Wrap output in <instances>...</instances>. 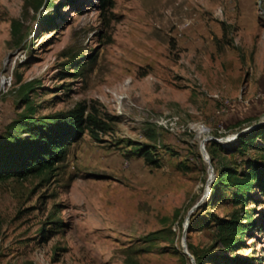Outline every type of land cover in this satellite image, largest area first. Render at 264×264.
<instances>
[{"label":"rangeland","instance_id":"1","mask_svg":"<svg viewBox=\"0 0 264 264\" xmlns=\"http://www.w3.org/2000/svg\"><path fill=\"white\" fill-rule=\"evenodd\" d=\"M101 2L0 0V135L28 106L85 104L101 126L52 170L0 181V264H198L184 241L220 253L209 225L247 210L227 264H264L262 194L241 208L213 190L220 164L264 160V136L202 151L264 125V0Z\"/></svg>","mask_w":264,"mask_h":264},{"label":"trees","instance_id":"2","mask_svg":"<svg viewBox=\"0 0 264 264\" xmlns=\"http://www.w3.org/2000/svg\"><path fill=\"white\" fill-rule=\"evenodd\" d=\"M109 3L110 0H102L100 6L106 10ZM94 128H101L100 122L93 114L87 113L85 104L65 113L41 117L35 115L32 106H28L0 135V181L52 170L55 164L65 158L67 145L77 140L86 129L96 136ZM239 134L235 149L230 151L221 143L211 141L208 152L212 160L215 161L220 153L244 156L248 148L255 146L256 140L264 136V125ZM136 151L148 162L156 163L149 149L143 147ZM215 169L218 176L213 190L220 189L228 196L231 194L230 200L234 206L246 208L248 204L257 201L253 196L255 191L264 197V160L248 158L241 165L222 163ZM213 222L215 223L209 226L215 228L214 238L221 251L198 254L189 245L198 264H227L231 260H228L226 254L240 249L246 234L256 226L253 215L248 210L243 215L235 211L227 218L216 217ZM232 262L245 264L238 259Z\"/></svg>","mask_w":264,"mask_h":264},{"label":"water","instance_id":"3","mask_svg":"<svg viewBox=\"0 0 264 264\" xmlns=\"http://www.w3.org/2000/svg\"><path fill=\"white\" fill-rule=\"evenodd\" d=\"M249 130H251V129H247V130H245V131H243V132H247V131H249ZM243 132H241V133H243ZM239 135H240V134L238 133V135H237L235 138L238 139ZM206 141H215V142H218V143H221V144H223V142L220 141V140H218V139H216V138H214V137H208V138L204 139V141H203V145H202V151H203V154H204L205 159L211 164V158H210L209 153H208V151L206 150V146H205V142H206ZM211 169H212V171L214 170V169H213V166H211ZM188 226H189V220L187 221V227H188ZM183 248H184V253H185L186 255H189V256L193 257V256L191 255V253L189 252V248H188V245H187L186 241H184V243H183Z\"/></svg>","mask_w":264,"mask_h":264},{"label":"bare ground","instance_id":"4","mask_svg":"<svg viewBox=\"0 0 264 264\" xmlns=\"http://www.w3.org/2000/svg\"><path fill=\"white\" fill-rule=\"evenodd\" d=\"M203 129H205L203 132H206L207 131L205 127Z\"/></svg>","mask_w":264,"mask_h":264}]
</instances>
